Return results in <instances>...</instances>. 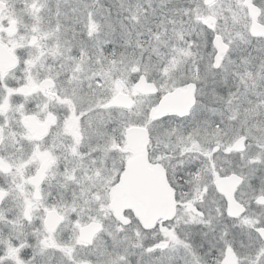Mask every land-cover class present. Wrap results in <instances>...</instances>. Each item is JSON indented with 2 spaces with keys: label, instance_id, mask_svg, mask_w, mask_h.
I'll return each instance as SVG.
<instances>
[{
  "label": "snow or ice",
  "instance_id": "obj_1",
  "mask_svg": "<svg viewBox=\"0 0 264 264\" xmlns=\"http://www.w3.org/2000/svg\"><path fill=\"white\" fill-rule=\"evenodd\" d=\"M0 264H264V0H0Z\"/></svg>",
  "mask_w": 264,
  "mask_h": 264
},
{
  "label": "rangeland",
  "instance_id": "obj_2",
  "mask_svg": "<svg viewBox=\"0 0 264 264\" xmlns=\"http://www.w3.org/2000/svg\"><path fill=\"white\" fill-rule=\"evenodd\" d=\"M101 2L105 5H109L110 6V0H101Z\"/></svg>",
  "mask_w": 264,
  "mask_h": 264
},
{
  "label": "water",
  "instance_id": "obj_3",
  "mask_svg": "<svg viewBox=\"0 0 264 264\" xmlns=\"http://www.w3.org/2000/svg\"><path fill=\"white\" fill-rule=\"evenodd\" d=\"M4 57L2 55H0V59H3Z\"/></svg>",
  "mask_w": 264,
  "mask_h": 264
}]
</instances>
